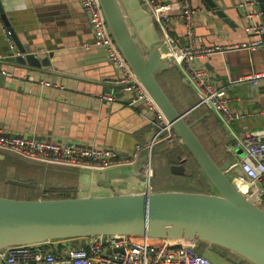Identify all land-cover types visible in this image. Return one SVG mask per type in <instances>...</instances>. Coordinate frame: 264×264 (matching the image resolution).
<instances>
[{
    "label": "crops",
    "instance_id": "0c3cea01",
    "mask_svg": "<svg viewBox=\"0 0 264 264\" xmlns=\"http://www.w3.org/2000/svg\"><path fill=\"white\" fill-rule=\"evenodd\" d=\"M183 1L165 0V3L175 14ZM189 1L198 7L194 29L196 47L224 49L253 44L259 40L246 27L249 22L263 23V18L259 15L251 19L246 17L247 9L238 6L242 0H218L223 5L222 11L226 17L219 16L201 0ZM2 3L9 24L23 44L30 46L39 57L52 54L49 69L17 64L10 57L14 40L0 16V54L7 58L0 65L2 133L53 140L70 146L107 147L125 154L130 153L137 143L144 144L151 138L154 131L151 113L141 103L130 104V95L111 83L120 74L108 57L103 55L101 47L94 44L93 32L81 0H2ZM252 9L258 10V6L252 5ZM168 22L167 31L180 43L187 44L183 21L174 16ZM159 47L161 50L168 48L166 42ZM239 49L232 51L227 59L223 51L208 52L199 57L195 64L205 69L208 83L216 88H225L232 109L253 111L264 108V80L259 86L250 82L231 83L264 70V46ZM2 68L13 69L14 76H5ZM157 77L180 112L191 110L188 120H199L194 130L214 158L220 163L227 159L230 155L226 147L233 150L236 142L229 147L224 142L226 135L222 134L230 127L221 121L212 108L199 103L198 88L187 82L181 67L175 63L169 64L158 72ZM46 81L52 84L46 85ZM110 92L116 94L115 101L103 98L104 93ZM238 122L237 128L233 126L229 130L233 136V133L240 135L263 127L264 116L250 115ZM223 146L225 149H220ZM6 155L0 151V165H5L4 181L9 177L17 178L18 173L25 172ZM236 155L235 159L230 156L233 162L238 159ZM144 156L145 153L141 155V160L133 164L101 170L53 167V177H68L71 185H65V181H62L51 187L71 188L74 192H81V196H99L126 190L142 192L146 188V182L140 174ZM162 158V151L158 152L156 163L162 162ZM229 172L235 180L243 177L239 167H233ZM100 180L108 181L110 187L99 184ZM167 184H160L161 188L154 191H186L167 187ZM38 186L48 189L41 184ZM0 188H3L2 184ZM71 240L55 241L54 247L62 248ZM208 249L211 259L216 260L215 264H247L225 249Z\"/></svg>",
    "mask_w": 264,
    "mask_h": 264
},
{
    "label": "water",
    "instance_id": "95a60500",
    "mask_svg": "<svg viewBox=\"0 0 264 264\" xmlns=\"http://www.w3.org/2000/svg\"><path fill=\"white\" fill-rule=\"evenodd\" d=\"M99 1L108 29L124 57L216 193L145 188L138 193L126 190L99 196H78L73 191L67 198L21 199L0 195V249L94 235L146 236L187 241L198 247L204 244L207 250L218 247L239 256L247 264H264V209L229 172L233 159L228 156L220 163L214 158L194 130L199 120H188L191 110L180 112L160 83L158 72L173 63L161 54L159 45L163 43V34L149 7L143 0ZM201 1L219 16L226 17L218 0ZM256 2L264 24V0ZM0 16L14 40L10 57L17 64L49 69L52 54L39 57L30 46L23 44L9 24L2 0ZM255 34L264 43V32ZM236 49L239 48L215 50L223 51L227 59ZM236 154L242 155L243 150H237ZM184 161L181 157L179 162L174 159L172 172L184 174ZM5 182L37 186L33 181L12 177ZM99 184L110 187L106 180H100Z\"/></svg>",
    "mask_w": 264,
    "mask_h": 264
},
{
    "label": "built area",
    "instance_id": "2783aa9c",
    "mask_svg": "<svg viewBox=\"0 0 264 264\" xmlns=\"http://www.w3.org/2000/svg\"><path fill=\"white\" fill-rule=\"evenodd\" d=\"M149 7L153 20L159 24L163 41L168 48L161 50L164 59L181 67L184 78L196 86L200 94V104L212 108L229 126L235 120L250 115L264 116V108L253 111H237L229 106V99L224 87H214L206 80V71L198 67L195 61L204 54L221 48H202L194 45L195 17L198 7L189 0H184L177 12L172 11L165 0H143ZM83 10L88 16L94 38V44L104 49L108 59L117 68L120 75L111 80L119 90L130 95V104L141 103L151 113L150 121L154 131L146 143H137L130 153H121L107 147L70 146L66 143L41 140L29 136H11L0 130V149L15 153L23 158L47 164L82 167L90 169H106L118 165L133 164L143 158L141 175L146 179V188L152 190L154 169L151 164V150L162 141L169 143L179 138L171 123L160 109L138 76L132 70L112 34L99 0H81ZM256 0H242L238 6L246 10V17L261 16V11L252 9ZM179 17L185 25L187 44H182L167 31L169 19ZM246 29L254 33H263V23L249 22ZM163 42V43H164ZM264 46L259 39L253 44H242L239 47L229 46L224 49L250 47L253 49ZM6 56L0 54V65ZM7 77L14 76V70L2 68ZM29 77L33 79L30 75ZM264 80V71L257 72L248 78L235 82H250L259 86ZM51 85L50 81L44 82ZM103 98L112 102L116 99L113 92L104 93ZM234 150H243L232 167H239L243 177H239L240 187L251 192L260 201L264 209V126L237 135ZM180 139V138H179ZM84 243L78 246L64 244L62 248L54 247L55 241L15 245L0 249V262L3 264H215L206 254L199 251L198 246L187 241L168 239H152L144 236L127 235H94L82 238Z\"/></svg>",
    "mask_w": 264,
    "mask_h": 264
},
{
    "label": "trees",
    "instance_id": "16d2710c",
    "mask_svg": "<svg viewBox=\"0 0 264 264\" xmlns=\"http://www.w3.org/2000/svg\"><path fill=\"white\" fill-rule=\"evenodd\" d=\"M158 147V152L161 153L162 151V162H158V165L155 164V176L153 177V186L156 190H159L160 184L164 186L162 183L164 180H172V177L175 178V182H178L180 180H186V188L182 187L180 185H176V188H183L186 191H197V192H209L208 191V183L207 179L203 174L200 172V167L198 163L196 162L195 158L191 154V152L188 150V148L183 144L180 145L179 143H176L173 147L168 145L166 142H160L156 145ZM154 146V148L156 147ZM5 152L6 157L8 159H11L14 162L19 163L18 166L22 168H29V166H35L38 164H45L47 166L51 167H68V166H62V165H54V164H47L39 161H34L30 159L23 158L15 153L9 152V151H3ZM145 153L143 151L141 155ZM158 154V153H157ZM180 155L179 157L185 158L184 165H185V172L184 174H175L171 170V164H173L174 158L172 155ZM158 159V158H157ZM7 160V159H6ZM155 162L156 159L154 158ZM179 160V159H176ZM177 162V161H176ZM37 163V164H36ZM5 165H0V187L1 184L3 185V188H0V194L9 195L13 198H38V197H45V198H67L70 197V191L71 188H48V189H42L41 187L37 186L35 188L32 187H26V186H18L14 184H8L4 181V167ZM174 187V186H173ZM31 189H33V192H31ZM75 193L80 196L81 192L75 190ZM27 195H31L27 196ZM78 240H82V238H77ZM74 240V239H72ZM199 251L208 254L209 251L207 250L206 245H201L198 247Z\"/></svg>",
    "mask_w": 264,
    "mask_h": 264
},
{
    "label": "rangeland",
    "instance_id": "374dc122",
    "mask_svg": "<svg viewBox=\"0 0 264 264\" xmlns=\"http://www.w3.org/2000/svg\"><path fill=\"white\" fill-rule=\"evenodd\" d=\"M229 106L231 107L230 104H229ZM238 121L239 120H235V121L232 122V124H229L230 129H232L233 126L235 128H237V126L239 124ZM229 130L226 129V131H224V133L222 134V135H226V137H224V142H225L226 145L228 144L227 145L228 147L236 141L235 140V136H233L232 135V132L229 131ZM162 142H166L170 146H174L176 143H179L180 145H183L180 142V139L179 138H177L175 141H173L171 143H169L167 141H162ZM157 149H158V147L156 146L155 148H153L151 150V164H152V167L154 169V175H153V177L156 174V172H155V164H157V163L155 162L154 158L156 159V157H157V153H158V150ZM220 149H223L224 150L225 148L223 146ZM0 151L3 152L4 150H1L0 149ZM226 152H228L229 155L233 159L237 158L236 151L234 150V148H233V150H229L226 147ZM3 153H5V152H3ZM145 154H146V152H145ZM15 163H17V162H15ZM17 164L19 165V163H17ZM53 169H54L53 167L47 166L45 164H38V165H35V166H32L31 165V166H29V168H24L25 172L18 173L17 179H28L26 181H33L34 183L41 184V185H43V187H46V188H49V187L54 186V185H57V183H61L62 181H65V185H71V183L69 182V178L68 177L63 178V177H60V176H57V175H55V177H53L54 176ZM153 177H152V185H153ZM162 183L163 184H167L168 183L167 184V187H173V186L175 187L177 184L180 185V186H182V187H185L186 184H187L186 180H184V179L183 180H180L178 182H175V180L173 178H172L171 181L164 180ZM207 183H208V181H207ZM153 189L155 190L154 186H153ZM73 191L74 190H71L70 191V194ZM208 191L211 192V193H216L214 187H210L209 183H208ZM31 192H33V189H31ZM0 195H3V194H0ZM4 196L12 197V196H9V195H4ZM27 196H30L31 197V195H27ZM24 199H29V198H24ZM71 241L72 242H68L67 244L68 245L70 244L71 246H78V245H81V244L84 243V240L83 239L82 240L74 239V240H71ZM207 255H209L211 257V254L210 253H208ZM214 261L216 262L215 259H214Z\"/></svg>",
    "mask_w": 264,
    "mask_h": 264
},
{
    "label": "flooded vegetation",
    "instance_id": "af4514ba",
    "mask_svg": "<svg viewBox=\"0 0 264 264\" xmlns=\"http://www.w3.org/2000/svg\"><path fill=\"white\" fill-rule=\"evenodd\" d=\"M179 156H180V155H174V154L172 155V157H173L175 160H176V159H179ZM172 161H173V160H172ZM176 161L179 162V160H176Z\"/></svg>",
    "mask_w": 264,
    "mask_h": 264
},
{
    "label": "bare ground",
    "instance_id": "6f19581e",
    "mask_svg": "<svg viewBox=\"0 0 264 264\" xmlns=\"http://www.w3.org/2000/svg\"><path fill=\"white\" fill-rule=\"evenodd\" d=\"M177 241H180V240H177Z\"/></svg>",
    "mask_w": 264,
    "mask_h": 264
}]
</instances>
